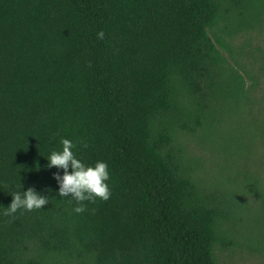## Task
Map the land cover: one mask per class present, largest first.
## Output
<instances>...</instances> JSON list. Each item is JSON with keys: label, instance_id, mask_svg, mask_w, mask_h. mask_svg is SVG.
<instances>
[{"label": "trees", "instance_id": "obj_1", "mask_svg": "<svg viewBox=\"0 0 264 264\" xmlns=\"http://www.w3.org/2000/svg\"><path fill=\"white\" fill-rule=\"evenodd\" d=\"M262 16L264 0H0V264H216L234 217L177 144L243 92L229 40ZM62 138L109 167V199L82 213L47 167ZM28 187L49 203L5 215Z\"/></svg>", "mask_w": 264, "mask_h": 264}, {"label": "rangeland", "instance_id": "obj_2", "mask_svg": "<svg viewBox=\"0 0 264 264\" xmlns=\"http://www.w3.org/2000/svg\"><path fill=\"white\" fill-rule=\"evenodd\" d=\"M244 90L208 129L179 137L177 154L202 191L230 209L227 248L216 264H264V16L229 40Z\"/></svg>", "mask_w": 264, "mask_h": 264}, {"label": "clouds", "instance_id": "obj_3", "mask_svg": "<svg viewBox=\"0 0 264 264\" xmlns=\"http://www.w3.org/2000/svg\"><path fill=\"white\" fill-rule=\"evenodd\" d=\"M104 36L105 33L102 30L96 34L97 39H103ZM61 144V150H53L47 157L48 168L55 167L63 170L62 173H53L58 184L57 194L64 198L71 194L68 200L76 201L73 207L75 213L86 210L85 201L108 200L111 190L108 184L110 173L107 162L99 160L94 165L86 164L75 155L73 151L75 145L72 140L62 138ZM48 203L47 196L38 193L33 187H28L23 192L20 190L11 194V202L7 206L5 215L11 216L21 209L41 210Z\"/></svg>", "mask_w": 264, "mask_h": 264}]
</instances>
